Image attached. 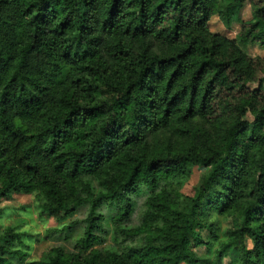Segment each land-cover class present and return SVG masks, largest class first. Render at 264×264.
Segmentation results:
<instances>
[{"label": "trees", "instance_id": "1", "mask_svg": "<svg viewBox=\"0 0 264 264\" xmlns=\"http://www.w3.org/2000/svg\"><path fill=\"white\" fill-rule=\"evenodd\" d=\"M247 2L235 38L209 30ZM256 44L264 0H0V200L34 194L60 221L88 207L73 251L35 259L29 232L0 229V264H264Z\"/></svg>", "mask_w": 264, "mask_h": 264}, {"label": "rangeland", "instance_id": "2", "mask_svg": "<svg viewBox=\"0 0 264 264\" xmlns=\"http://www.w3.org/2000/svg\"><path fill=\"white\" fill-rule=\"evenodd\" d=\"M252 18V7L247 2L241 10H239L235 16L232 17V22L227 25L225 21L219 16H213L209 22V30L213 33H220L228 38H235L241 29V23L249 21ZM242 49L253 57H262L264 59V48L256 45L242 46ZM264 87V73L260 74ZM252 87H258V83L251 84ZM204 169L195 167L190 179L183 188V193L187 196L194 195V188L198 185ZM136 208L132 215L130 225H138L142 219V212L144 208L145 197L135 198ZM34 194H14L11 198L1 199L0 207L4 208V213L0 217V229L4 227H16L20 226L21 231L29 232L34 241L32 245V258H39L46 250L54 246L62 245L67 250H75V243L83 232L84 223L82 222L86 218L87 206L79 208V210L70 216L58 220L56 218L47 217L41 215L38 205L35 203ZM222 226L227 225V221L221 219ZM69 225L73 226L71 229H65ZM107 228L110 232L113 229V225L109 222ZM221 235L223 232L220 233ZM206 238H209V233L204 231ZM107 244L112 243V234L107 235ZM247 247H252V241L247 239ZM195 252L199 256H205L208 254L206 247H199L195 249ZM230 257L224 259V263L231 262Z\"/></svg>", "mask_w": 264, "mask_h": 264}]
</instances>
